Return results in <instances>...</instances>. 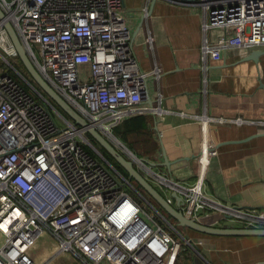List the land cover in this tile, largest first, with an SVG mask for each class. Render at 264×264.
Masks as SVG:
<instances>
[{"label":"built area","instance_id":"2783aa9c","mask_svg":"<svg viewBox=\"0 0 264 264\" xmlns=\"http://www.w3.org/2000/svg\"><path fill=\"white\" fill-rule=\"evenodd\" d=\"M202 1L201 30L218 32L213 42L204 38V56L264 49V0ZM123 5V0H0L1 12L43 80L87 127L154 177L168 204H174V191L189 219L198 220L207 211L240 220L245 227H264L263 212L222 204L151 171L150 164L112 135L113 128L132 116H162L147 84L150 76L158 77L157 70L140 69ZM16 57L0 24V58L13 68L7 58ZM155 96L159 103L161 94ZM179 115L200 122L202 150L210 156L217 153L210 125L264 127L263 121L239 117ZM134 193L138 195L130 181L92 145L86 128L63 117L20 72L12 75L0 64V264H39L32 250L44 231L55 243L51 258L42 264L63 254L79 264H173L180 241L165 229L161 213L142 198L154 211L145 212ZM181 238L193 246L191 239Z\"/></svg>","mask_w":264,"mask_h":264},{"label":"crops","instance_id":"0c3cea01","mask_svg":"<svg viewBox=\"0 0 264 264\" xmlns=\"http://www.w3.org/2000/svg\"><path fill=\"white\" fill-rule=\"evenodd\" d=\"M123 4L140 69L157 70L158 77L150 76L147 84L162 116L149 117L146 145L129 142L123 134L119 138L114 131L112 135L138 158L160 166L158 173L192 191L225 205L264 213V127L246 122L210 125L209 137L217 144L216 155L210 156L202 150L200 122L179 115L264 122V54L257 63L240 61L249 48L230 51L231 56L229 51L204 56V38L213 42L218 32L201 30L202 5L168 0H123ZM223 63L227 66L222 67ZM156 92L161 94L159 103ZM131 126L124 120L116 127L122 131ZM162 152L171 163L168 169L160 165ZM210 214L202 211L198 220ZM200 223L245 227L240 220L223 217H205ZM183 233L193 246L181 247L173 264H264V237Z\"/></svg>","mask_w":264,"mask_h":264},{"label":"water","instance_id":"95a60500","mask_svg":"<svg viewBox=\"0 0 264 264\" xmlns=\"http://www.w3.org/2000/svg\"><path fill=\"white\" fill-rule=\"evenodd\" d=\"M173 3L180 5H201L202 0H168ZM0 24L5 30L8 38L10 39L16 53L20 60L22 66L26 70L27 74L36 85L37 89L52 103L57 111L62 112L68 121L72 122L73 125L79 128H86V134L90 137V141H94L100 148L104 149L112 159L127 173V180L134 181L137 185L146 193V195L155 202V204L164 211L171 219H173L176 224L185 229H189L198 233L208 234V235H220V236H256L264 237V227H241V228H216L207 226L200 223V221L205 217H223L229 219L228 216H223L217 213H212L201 217L199 220L189 219L181 211V197L176 192H171L170 196L174 199V204H168L164 197L159 193V191L151 185V183L134 167L133 163L127 159L117 147L108 141L103 135L98 131L87 127L86 121L80 117L61 97H59L55 91L43 80L39 73L35 70L31 62L29 61L25 50L20 44L17 35L12 28L11 24L5 19L3 13L0 10ZM264 54L262 50H251L246 56L242 57L240 61H253L257 63L258 57ZM228 56H231L229 51ZM223 66H227L223 63ZM152 100L148 97L147 104H151ZM93 145V144H92ZM94 146V145H93ZM163 162L160 165L166 167L170 166V162L167 161L164 152ZM141 160H145L140 158ZM146 161V160H145ZM147 162V161H146ZM153 167L156 163H150Z\"/></svg>","mask_w":264,"mask_h":264},{"label":"rangeland","instance_id":"374dc122","mask_svg":"<svg viewBox=\"0 0 264 264\" xmlns=\"http://www.w3.org/2000/svg\"><path fill=\"white\" fill-rule=\"evenodd\" d=\"M35 52L37 51V47L34 48ZM8 62L12 65L11 68L10 66H8L3 60H1L0 58V64L3 66V68L11 73L12 75H14L15 71H18L22 74V67L21 64L19 62V60L12 59V58H7ZM63 117L67 118L62 112L58 111ZM53 115H54V119L56 120L57 124L59 127H64L66 125V123L59 117V115L57 113H55L53 111ZM68 119V118H67ZM69 120V119H68ZM112 131H115V129L113 128ZM95 149L98 150V147L95 145L94 146ZM100 153V152H99ZM136 167V165H134ZM151 167V171L153 172H157V170H160V166L156 165V166H150ZM137 169V167H136ZM138 170V169H137ZM139 172H141L140 170H138ZM141 174L151 183V185L153 187H155L160 193H163V189L162 187L158 184V182L156 181V179L154 177L149 178L148 176H146V173L141 172ZM132 185V184H131ZM134 187V186H133ZM160 187V188H159ZM134 190L138 193L135 194L138 196V199H140V202L143 206V209L145 212L147 213H153L154 211L150 208V206L147 204L149 203L150 205H152L154 208H156L160 213H161V217L165 219V221H167L172 228L169 227L167 222H163V219L158 217L159 220L161 222H163V226L165 227V229L176 239H178L180 241V248L183 246H187L184 244V242L182 241V235L183 233V228L179 227L176 222L171 219L168 215H166L155 203L154 201H152L147 195L146 193L141 189V188H136L134 187ZM140 195V196H139ZM142 198L147 202H145L144 200H142ZM201 213V212H200ZM141 219L144 222H148L146 216L144 214H142ZM4 238L3 236L0 234V244L3 242ZM54 240L52 239V237L50 236L48 231H44L43 234L39 237L37 243L35 244L33 250H32V255L35 257V259L37 260V262L39 264L44 263L45 261H49V259L51 258L53 252V246H54ZM48 264H79L76 260L71 259L70 256L68 254H63L60 255L58 257H55L53 259L50 260V262Z\"/></svg>","mask_w":264,"mask_h":264},{"label":"trees","instance_id":"16d2710c","mask_svg":"<svg viewBox=\"0 0 264 264\" xmlns=\"http://www.w3.org/2000/svg\"><path fill=\"white\" fill-rule=\"evenodd\" d=\"M16 60H19L18 57H16ZM20 62V60H19ZM21 64V62H20ZM22 75L35 87L36 85L33 83V81L31 80V78L29 77V75L27 74L26 70L24 69V67L22 66ZM54 105V104H53ZM151 116L149 115H136V116H132L130 118H128L127 120V125H132L129 128H125L122 129V131L118 130V127L115 128L114 134L116 136H118L119 138L121 134L126 135L127 140H129V142H134V143H142L143 145L148 144V138H150V130L148 129L149 127V123H150V118ZM126 126V123H125ZM122 127V126H121ZM120 134V135H119ZM148 136V138H147ZM87 137L90 139V137L87 135ZM91 140V139H90ZM91 143L95 146L98 147V151L100 152V154L124 177L127 178V173L112 159V157L102 148H100L94 141H91ZM142 145V146H143ZM130 183L132 184V186L136 187V188H140L136 182L130 180ZM153 201V200H152ZM155 203V202H154ZM164 212V211H163ZM165 213V212H164ZM166 214V213H165ZM167 215V214H166ZM185 230H189V229H185ZM192 231V230H191Z\"/></svg>","mask_w":264,"mask_h":264}]
</instances>
